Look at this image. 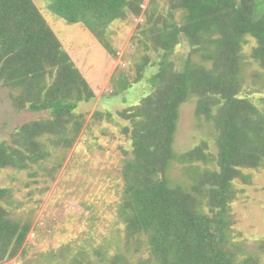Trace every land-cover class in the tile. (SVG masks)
<instances>
[{"label":"trees","instance_id":"16d2710c","mask_svg":"<svg viewBox=\"0 0 264 264\" xmlns=\"http://www.w3.org/2000/svg\"><path fill=\"white\" fill-rule=\"evenodd\" d=\"M143 2L50 0L47 7L68 24L80 23L111 55L110 25L143 15L145 21L137 26L144 36L140 44L148 49L151 43L155 52L163 53L150 79V93L119 112L129 122L123 128L132 145L129 167L143 178L140 185L127 189L124 211L126 236L148 237L149 256L137 264H236L222 250L227 186L237 168L254 167L264 160V119L254 118L248 102L237 98L239 51L246 36L253 38L251 58L264 69V12L256 15V0H164L166 14L153 8L159 5L157 0H150L145 9ZM181 36L190 50L177 69L169 56ZM148 63L143 57L137 65L138 77ZM0 82L16 110L48 116L20 125L12 136L14 148L0 144V168L22 170L24 160L43 157L37 137L62 133L64 118L76 103L94 95L33 0H0ZM189 95L198 98V116L210 117L212 105L220 104L213 116L218 170L194 187L198 191L207 187L211 216L183 189L168 188L159 175L168 159L178 109ZM76 124L77 131L81 122ZM201 152L196 148L186 158L195 160ZM5 195L0 190V201ZM3 216L0 204V248L6 259H12L29 227H7Z\"/></svg>","mask_w":264,"mask_h":264},{"label":"rangeland","instance_id":"374dc122","mask_svg":"<svg viewBox=\"0 0 264 264\" xmlns=\"http://www.w3.org/2000/svg\"><path fill=\"white\" fill-rule=\"evenodd\" d=\"M33 1L94 95L76 103L64 118L62 133L37 137L43 157L24 160L22 170L0 168V190L6 191L0 201L1 221L7 227H29L14 258L6 259L7 253L0 248V264H137L149 256L148 237L144 233L126 236L124 211L127 189L140 185L143 178L129 167L132 145L123 132L129 122L119 112L150 93V79L163 53L155 52L151 43L148 49L140 44L144 36L137 26L145 21L143 15L110 25L111 55L80 23L68 24L51 13L50 0ZM149 1L143 2V9ZM157 2L153 8L166 14L164 0ZM263 12L264 0H256V15ZM254 46L249 36L241 44L237 98L248 102L254 118L264 119V69L251 58ZM189 50L181 36L169 56L177 69ZM143 57L149 63L138 77L137 65ZM197 100L189 95L181 103L169 160L159 175L168 188L183 189L211 216L207 187H199L200 191L194 187L203 176L218 170L213 116L220 104L212 105L210 117L198 116ZM47 117L45 112L16 110L0 82V144L14 148L12 136L20 125ZM196 148L202 150L200 157L187 159L186 154ZM227 188L222 250L236 264H264V160L254 167L237 168ZM116 257L117 263L113 262Z\"/></svg>","mask_w":264,"mask_h":264}]
</instances>
